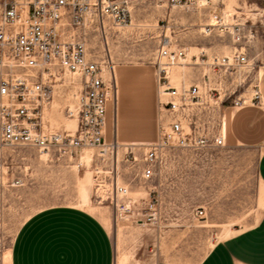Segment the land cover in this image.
<instances>
[{
    "label": "rangeland",
    "instance_id": "374dc122",
    "mask_svg": "<svg viewBox=\"0 0 264 264\" xmlns=\"http://www.w3.org/2000/svg\"><path fill=\"white\" fill-rule=\"evenodd\" d=\"M216 5L219 13L229 14L228 28L208 35L205 26ZM263 7L264 0H212L190 7L173 5L171 0H131L127 26H115L107 19L105 32L90 29L87 37L89 46L116 66L154 63L158 48L168 38L170 46L188 50L187 59L174 68L172 78L176 81L181 77L180 66L194 75L193 54L204 50L223 56L243 47L250 65L239 68L231 79L228 75L226 86L232 83L233 96L243 93L250 97L264 68V24L257 14ZM237 22L243 24L238 37L230 34V24ZM2 71L0 68V76ZM61 75L64 84L55 86L45 117L55 128L75 130L77 121L68 117L66 109L76 101L77 87L69 86L72 76ZM216 118L220 120L219 114ZM131 144H121L118 149L120 178L129 184L133 198H147L155 191L169 204V217L155 224L137 216L120 217L115 203L105 199L91 167L97 148L84 152L82 160L88 167L83 168L74 158H57L32 146L0 143L4 170L0 181V264H10L9 252L22 224L35 212L58 204L87 208L105 222L115 245V264H157L164 256L185 262L198 260L216 242L252 226L262 215L264 185L258 176L255 149L227 143L201 150H175L156 176L145 180L141 159L128 158L130 150L138 151ZM105 166L103 163L100 169ZM200 208L206 210L202 218L196 215Z\"/></svg>",
    "mask_w": 264,
    "mask_h": 264
},
{
    "label": "built area",
    "instance_id": "2783aa9c",
    "mask_svg": "<svg viewBox=\"0 0 264 264\" xmlns=\"http://www.w3.org/2000/svg\"><path fill=\"white\" fill-rule=\"evenodd\" d=\"M173 5L209 3L212 0H171ZM0 143L5 146H32L57 158H74L78 167L86 150L97 148L91 167L96 186L106 200L115 203L120 217H138L148 224L160 219V198L152 191L147 198L130 195V186L120 178L118 140L107 141L108 104L116 100L114 64L89 46L88 31L105 32V21L124 27L131 22V0H0ZM213 15L219 24L205 26V33L224 30L223 10ZM264 24V7L257 13ZM243 24H230V34L240 36ZM232 28V29H231ZM170 40L157 50L155 74L158 82L159 117L157 137L150 142L131 144L128 158L143 162L141 177L153 179L158 168L175 150H201L225 146V108L259 104L262 92L256 82L250 97L226 86L239 68L248 67L243 47L232 54H207L192 58L205 67L195 84L176 86L171 79L174 67L188 57L185 47H173ZM61 74L72 76L69 86L76 88V101L68 105V117L76 119L75 130L53 127L45 110L55 95V86L64 84ZM63 83V84H62ZM217 114L220 120L216 118ZM116 160V162H115ZM105 169H100L102 164ZM4 170L0 163V181ZM19 183V181H18ZM204 208L196 215L204 217Z\"/></svg>",
    "mask_w": 264,
    "mask_h": 264
},
{
    "label": "crops",
    "instance_id": "0c3cea01",
    "mask_svg": "<svg viewBox=\"0 0 264 264\" xmlns=\"http://www.w3.org/2000/svg\"><path fill=\"white\" fill-rule=\"evenodd\" d=\"M180 67L179 81L172 78L175 67L171 73L176 86L198 83L205 72L202 65L195 64L194 75ZM114 70L117 97L108 104L106 140L120 144L155 140L160 96L154 63H123L114 65ZM257 83L262 92L259 104L225 108V141L257 151V172L264 185V68ZM168 207L160 200V218L169 217ZM11 257V264H115V245L107 225L94 212L58 204L35 212L22 224ZM157 264H264V211L255 224L219 240L198 260L164 256Z\"/></svg>",
    "mask_w": 264,
    "mask_h": 264
},
{
    "label": "bare ground",
    "instance_id": "6f19581e",
    "mask_svg": "<svg viewBox=\"0 0 264 264\" xmlns=\"http://www.w3.org/2000/svg\"><path fill=\"white\" fill-rule=\"evenodd\" d=\"M232 14H233V12H230V17H231ZM228 15H229V14H227V15L225 14V15H224V18H225L224 21H225V22L228 20V18H227ZM209 24H211V25H217V24H219V20L216 19V18L214 17V15H213V17H212L211 21L209 22ZM83 157H84V156H83ZM119 157H120V156H119V150H118V153H117V158H118V159H117V166H118V164H119V162H120V161H119V159H120ZM115 162H116V160H115ZM77 166H78V165H77ZM101 188H102V187H100L99 189H101ZM141 193H142V192H141ZM11 258H12V257H11V251H10V252H9V262H10V264H11Z\"/></svg>",
    "mask_w": 264,
    "mask_h": 264
}]
</instances>
